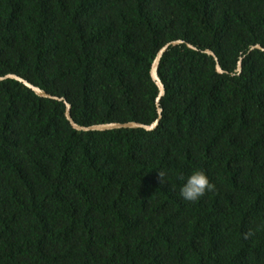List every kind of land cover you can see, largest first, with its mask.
I'll list each match as a JSON object with an SVG mask.
<instances>
[{
  "label": "trees",
  "instance_id": "16d2710c",
  "mask_svg": "<svg viewBox=\"0 0 264 264\" xmlns=\"http://www.w3.org/2000/svg\"><path fill=\"white\" fill-rule=\"evenodd\" d=\"M175 40L151 131L0 81V264H264V0H0V76L84 126L151 124Z\"/></svg>",
  "mask_w": 264,
  "mask_h": 264
},
{
  "label": "water",
  "instance_id": "95a60500",
  "mask_svg": "<svg viewBox=\"0 0 264 264\" xmlns=\"http://www.w3.org/2000/svg\"><path fill=\"white\" fill-rule=\"evenodd\" d=\"M185 43L182 40H175V41H171L167 44H165L162 48H160V50L158 51V53L156 54L152 65H151V69H150V75L152 80L155 82L157 88H158V95L156 97V106H157V118L151 123V124H143V123H139V122H135V121H129V122H110V123H100V124H93V125H89V126H84V125H80L78 123H76L72 116H71V105L62 97H57L54 96L48 92H46L45 90L41 89L40 87L30 83L28 80L22 78L19 75L10 73V74H6L4 76H0V81L6 80V79H14L17 80L21 83H23L26 87H28L29 89H31L36 95L42 97V98H48V99H54V100H58V101H63L65 104V117L68 120V122L70 123V125L78 131H84V132H88V131H108V130H117V129H145L148 131L154 130L157 128V126L159 125L161 116H162V108H161V99L163 98V96L165 95V87L163 82L161 81L159 75H158V67L160 64V61L162 59V56L164 55V53L170 48V47H175L177 45L183 44ZM187 46L191 49L194 50H198L195 46H193L190 43H186ZM254 49H259L264 51V48L257 44L254 45L250 48V50L248 52H250L251 50ZM204 53L211 55L216 63V71L218 73H225V71L222 69L220 62L218 60V57L216 56V54L210 50V49H205L203 50ZM242 69V58L240 57L238 63H237V68L236 71L240 72Z\"/></svg>",
  "mask_w": 264,
  "mask_h": 264
},
{
  "label": "clouds",
  "instance_id": "9594fccd",
  "mask_svg": "<svg viewBox=\"0 0 264 264\" xmlns=\"http://www.w3.org/2000/svg\"><path fill=\"white\" fill-rule=\"evenodd\" d=\"M159 176L163 178L165 173L159 171ZM184 183L180 187V196L189 202H196L203 197L206 192L214 191L215 185L212 184L207 174L202 169H194L188 176L183 177Z\"/></svg>",
  "mask_w": 264,
  "mask_h": 264
}]
</instances>
